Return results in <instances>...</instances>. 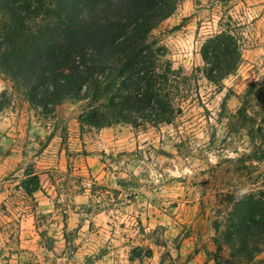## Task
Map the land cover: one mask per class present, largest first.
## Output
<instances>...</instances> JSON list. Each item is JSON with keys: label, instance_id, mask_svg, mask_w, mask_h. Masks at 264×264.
I'll return each mask as SVG.
<instances>
[{"label": "rangeland", "instance_id": "obj_1", "mask_svg": "<svg viewBox=\"0 0 264 264\" xmlns=\"http://www.w3.org/2000/svg\"><path fill=\"white\" fill-rule=\"evenodd\" d=\"M227 17L242 34L238 70L219 85L197 72L173 124L81 125L72 99L45 115L0 75L11 99L0 113V264H215L222 194L264 180V160H240L252 151L247 130H231L240 98L264 84V0H180L150 35L166 49L162 64L190 77ZM26 172L40 178L32 195Z\"/></svg>", "mask_w": 264, "mask_h": 264}, {"label": "trees", "instance_id": "obj_2", "mask_svg": "<svg viewBox=\"0 0 264 264\" xmlns=\"http://www.w3.org/2000/svg\"><path fill=\"white\" fill-rule=\"evenodd\" d=\"M179 2L0 0V75L20 86L45 115L72 99L83 103L81 125L147 129L173 124L183 113V103L194 96L197 72L219 85L238 70L243 50L239 25L227 17L220 20L222 29L202 43L204 65L192 76L163 65L166 49L150 35ZM240 102L231 130L235 125L245 128L252 150L240 160H264V117H256L264 115V84L252 85ZM10 103L8 93L1 92L0 113ZM254 104L261 109L255 110ZM25 176L22 187L32 195L40 189V178L34 172ZM262 184L246 193L222 194L229 209L213 223L215 264H253L262 252L264 180Z\"/></svg>", "mask_w": 264, "mask_h": 264}]
</instances>
